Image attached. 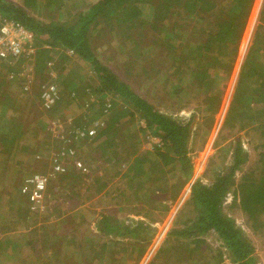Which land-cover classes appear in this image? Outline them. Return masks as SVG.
<instances>
[{
  "label": "trees",
  "instance_id": "1",
  "mask_svg": "<svg viewBox=\"0 0 264 264\" xmlns=\"http://www.w3.org/2000/svg\"><path fill=\"white\" fill-rule=\"evenodd\" d=\"M254 1L94 0L93 4H88L87 1L81 0L79 11L73 14L69 11L68 19L64 20V16L57 13L58 19L50 16L49 21H44L34 15V13L41 14V4L45 3L44 0H24L25 7L17 6L7 0H0V24L10 22L32 32L33 44L31 47L34 48L32 55L22 53L18 57L0 58V67L3 71L0 73V118L2 119L0 123V156L4 154L13 155L16 148H21V154L22 150L25 152L28 147L22 146L21 140L25 136L27 137L26 133L31 130V127L27 128L25 126L27 115L23 116L20 113L21 108L18 104V100L23 99L21 96H24V94L21 93L20 95L14 92L11 89V84L21 87L25 83L26 78L21 76L24 67H26V70L31 68L34 71L36 81L40 84L43 83L41 87L55 84L57 89L61 90L60 85L62 84L66 89L69 84L64 79L65 76L59 73L50 76L45 75L44 69L46 61H54L53 57L56 54L64 63V60L69 58L67 56L68 52L72 51L77 58L89 66L91 73L94 74V79L97 78V88L92 87L93 90H91L92 93L100 95L103 108H105V114L100 123L91 128L94 129L95 133L89 135V130H87V135L81 137L80 132L84 128L76 127L71 132L72 138L75 137L76 139L74 141L82 140L85 143L82 144V148L86 145L98 144L95 149L96 153L99 151V158H101L102 154L107 153V149L113 146L109 134L118 131L117 129L122 122L133 121L136 116L145 122L142 131L160 139V144L155 146L153 155L161 159H169L170 164H174L167 171L163 168L162 173L170 175L174 172L173 177H177V179L184 178L185 181L189 182L192 177L193 166L189 158L188 140L192 133L196 129L201 130L202 125L206 124L207 121H210L206 124L209 125L217 113L218 109L215 107L216 95L219 94L220 90L223 92L226 88ZM64 2L66 1L47 0L45 5L47 7L57 5L56 8L60 9ZM27 7L32 9L34 13L28 11ZM261 19L264 21V5ZM112 22H116L113 28ZM106 25H110L109 27L113 31L112 35L109 31L105 32L103 26ZM106 37L108 39L101 42ZM117 41L122 45L133 41L135 47L141 46V50L145 48L146 53L144 55L141 53L139 56L138 52L137 54L139 58L145 56V64L142 65V70L143 73L150 75L149 82L157 78L159 66H156V61H158L160 55H164L167 66L171 65L168 72V78L170 79L168 83L172 82L171 79L174 78L176 81V78L183 77V82L191 78L190 82L193 83H188L185 86L171 83L167 84L165 88L166 92H170L171 86L174 85L172 93H176L180 100L187 97L186 95L192 94L193 98H197L200 103L195 112L189 115L174 116L158 111L154 104L147 102L135 93L124 80H121L116 73L103 64L96 57L95 50L98 47L108 48L112 42ZM119 43L117 42V44ZM263 49L264 29L262 33H257V38H255L253 47L245 60L224 121V128H228L231 132H234L237 128L239 130V128L250 127L248 135L252 141L264 139ZM128 58L131 59V62L135 61L132 55ZM57 63V67H63L59 65V61ZM173 66L175 68L172 70ZM180 66L184 68L183 71L179 70ZM10 77L13 78L10 79ZM69 77V82H71L72 76ZM50 80L54 83H49ZM218 88V93H216ZM29 89L26 85L21 87V92L27 93ZM72 89L59 91V99L56 100L54 107L50 110L42 107L41 110L43 112L60 110L66 100L69 103L70 101L74 103L73 98L75 95H73V92H76ZM40 95L39 92L38 97ZM106 95H109L111 99L108 100V97H104ZM66 96L68 97L66 98ZM24 98L26 97L24 96ZM122 102L124 105H119L120 108H118L117 104ZM108 104L111 106L107 108ZM89 106L84 107L88 109ZM258 106H261V108L257 111L255 107L258 108ZM114 107H117L118 110L112 112ZM8 112H10L12 118L9 117L3 121ZM107 114L109 115L107 116ZM199 114L201 115L200 121L198 119ZM208 115L211 117L208 118ZM105 116H107V120ZM205 117L208 119L204 120ZM64 119L62 120L63 123ZM80 119L72 120L71 126L79 123ZM69 124H65V127L70 128ZM232 138V144H235L233 147L232 144L228 146L232 158L231 165L224 168L220 167L218 172L211 176L210 183L197 180L191 185L189 198L185 202V205H189V208L184 205V209L182 207L183 211L181 209L177 215L176 224L179 227L172 231L173 242L184 241L187 246L200 248L204 245V240L201 237L213 232L218 236V240L226 250V252L225 250L217 251L219 259L223 258L225 253H228L232 264H259L254 256L255 249L250 239L245 236L243 230L235 221L225 214L224 202L228 193L231 192L233 202L238 200V207L247 220L250 223L252 222L251 227L255 230L257 225H260L263 220L261 217L264 216V153L261 154V167L247 171L238 180L235 175L247 163L249 155L242 147V136L233 134ZM260 143L264 149V142ZM252 144L254 145V142ZM109 153L110 151H108ZM116 154H113L114 157H116ZM145 156L146 154L143 153V156L126 159V161L129 160V172L121 178H126L130 173L133 174L134 178H137L138 174L146 176L143 167L144 164H147L145 163L146 160L150 161ZM104 162L106 163V161ZM109 167L106 169L107 174L101 177L103 183H99L97 178L90 182L100 190V193L104 190L105 185L109 183L104 177L108 178L111 174H114V177L119 176V171L114 166ZM31 178V176L24 178L21 188L27 187ZM78 178L79 176L75 173V170L69 169L58 180L64 184L66 180L75 179L71 182L76 181L78 183ZM108 180L111 179L108 178ZM51 181L52 178L49 180V184ZM180 181L182 183V180L170 183L169 178L165 176L162 181V188H160L164 192L163 195L169 193V189L171 195L174 191L173 196L177 195L178 187L176 186H179ZM98 184H101V186ZM67 185H71V183ZM74 185L75 182L72 186H69V189L75 188ZM50 187L51 193H54V189L57 187H52V185ZM110 189L115 192L114 195L120 193L118 187L113 189L111 186ZM87 190V192H90V188H87ZM147 190L149 189L142 191L143 194L140 196V200L143 199L144 195L147 197L145 200L147 204L153 202L158 206L166 201L163 196L157 195L156 191L148 192ZM120 196H125L123 191ZM28 212L29 210L25 211L26 214ZM27 218L29 219V215H27ZM133 221L131 225L134 228L130 230L126 226L124 228L126 233L118 226V220L116 221L113 217L105 214L97 215L94 224L100 233L109 234L114 231L119 235H129L133 239H137L147 232V226L142 222ZM83 222L88 223L85 220ZM4 245L0 240L1 248H5ZM137 245L141 244L137 243ZM142 245L121 248L123 252L131 249L136 255L137 253L142 254L144 250ZM90 246H94V252L91 256L96 257L95 261L100 260L102 262L104 259L112 260L111 256L117 251H113L111 246L118 245L113 242L99 243L93 241ZM170 249L169 246L165 251L168 252ZM107 251L110 255H106ZM120 256L122 255H114L112 263H115L114 261L118 260ZM92 264H95V262Z\"/></svg>",
  "mask_w": 264,
  "mask_h": 264
},
{
  "label": "rangeland",
  "instance_id": "2",
  "mask_svg": "<svg viewBox=\"0 0 264 264\" xmlns=\"http://www.w3.org/2000/svg\"><path fill=\"white\" fill-rule=\"evenodd\" d=\"M7 1L25 7L24 0ZM44 1L45 3L41 4V14L39 15L34 13L32 9L28 7L27 9L34 13L38 19L49 21L50 16L56 19L57 13L62 14L64 20L68 19L69 11L72 14L79 11L81 0H69L68 7L60 9L56 8L57 5L47 7L45 5L47 0ZM85 1L88 4L94 2V0ZM254 5L250 10L238 48L236 62L226 88L223 92L220 90L219 94L216 95L215 107L218 109L217 113L209 125H206L210 122L207 121L206 124L202 125L201 130L196 129L188 140L189 158L193 166L192 177L189 182L185 181L184 178L177 179V177H173L174 172L170 175L162 173L163 168L167 171L174 164H170L169 159H161L153 155L155 146L160 144V139L142 131L145 122L136 116L133 121L122 122L117 129L118 131L109 134V139L113 142V146L107 149L110 151L109 154L108 151L107 153L104 152L103 157L99 158V151L96 153L95 149L98 144L86 145L82 148V144L85 143L82 140L74 141L76 139L75 137L72 138L71 132L79 127L84 128L82 132L85 131V135H87L86 131L94 125H98L105 114L100 95L92 93V87L97 88L98 80L97 78L94 79V74L91 73L86 63L81 59L79 61L74 60L76 58L74 54L68 53L69 58L64 60V63L58 58L57 54V58L53 57L54 61H46L49 73L53 75L59 73L65 76L64 79L69 86L66 89L63 87V90L74 89L76 92H73V95H75L73 98L74 103L71 101L69 103L66 100L60 110L43 112L41 110L43 106H39L37 99H28L27 97L26 99L21 96L23 99L18 100L19 108H21L20 113L23 116L27 115L25 126L27 128L31 127V130L26 133L27 137L25 136L21 140V145L28 147L25 152L22 150L21 154V148H16L13 155L4 154L0 156V240L5 244V248L0 246V264H92L93 262L95 264H232L228 253H225L221 259L217 257V251H224L225 249L218 240V236L213 232L201 237L204 240V245L198 248L187 246L184 241L173 242L172 231L179 227L176 224L177 215L189 198L190 188L194 181L200 180L210 183L211 176L217 173L220 167L224 168L231 165L232 158L228 146L232 144L233 134L242 136V147L249 155L247 163L235 175V178L239 180L247 171L262 165L260 159L264 149L260 142H264V139L252 141L248 135L250 127L239 128V130L237 128L234 132L224 128V121L242 67L253 47L255 38H257V33H262L264 29V21L261 19L263 4L261 3L259 6L257 2ZM257 6H259L258 9H256ZM111 25L113 28L116 22H112ZM109 26L106 25L103 28H105V32L109 31L112 35L113 31ZM107 39L108 37L102 39L101 42ZM117 42L119 43V41ZM117 42H112L108 48L98 47L95 50L96 57L116 73L121 80H124L135 93L147 102L154 104L158 111L181 116L192 114L200 106L199 100L193 98L192 94H188L187 97L180 100L176 93H172L174 85L185 86L193 82H190L191 78L183 82V77H180L179 79L176 78V81L175 78L171 79L175 82L168 83L170 80L168 72L171 65L167 66L164 55L158 56L159 59L156 61V66H159L156 80L149 82L150 75L143 73L142 70V65L145 64V56L139 58L141 53L143 55L146 53L145 48L141 50V46L135 47L133 41L126 43V45L117 44ZM130 55L134 56L135 61L131 62V59L128 58ZM71 58L73 62H71ZM58 61L59 65L63 67H57ZM54 64L56 65L54 66ZM174 68L175 66L172 70ZM180 69L181 71L184 70L181 66ZM33 76L34 71L32 73L31 68L26 70V67H24L21 77L27 79L25 83L30 85V88H32ZM69 76H72L71 82H69ZM171 83L174 85L171 86L170 92H166L165 86ZM24 84L23 86H25ZM14 87L16 86L13 85V89H11L18 93L19 90ZM218 90L219 88L216 93H218ZM104 97H108V100L111 99L109 95ZM87 105H90L88 109L84 107ZM117 105L124 104L122 102ZM118 108L114 107L112 112L117 111ZM260 108L261 106L255 107V110L258 111ZM107 116H105L106 120ZM9 117L12 118L10 112L6 113V118L3 121ZM68 117L70 119L67 122ZM209 117L211 116L208 115ZM78 118H81L79 123L71 126L72 120ZM208 118L205 117L204 120ZM198 119L201 120L200 114ZM59 120L62 121V124H59ZM1 122L2 119L0 118ZM67 123H70V128L65 127ZM251 141L254 142V145ZM234 144H232V147ZM30 145L31 147H29ZM112 153H117L118 156L116 154V157H114L115 155ZM143 153L150 161L146 160L145 163L147 164H144L143 167L146 176L138 174V177L134 178L133 174L130 173L126 178H121L129 172V160L126 161V159L143 156ZM109 166H114L119 171V176L114 177V174H111V176H108L111 180L104 177L109 183L105 185L104 190L100 193V190L90 182L97 178L99 183H103L101 177L107 174L106 169L110 168ZM57 168L58 171L55 170ZM69 169H74L79 176L78 183L74 181L75 185L73 187H76L70 189L69 186L74 183L71 181L75 179L66 180L64 184L58 180ZM63 170L64 172H62ZM43 172L51 174L52 176H49L52 181L47 184L45 191L37 201L39 197H31L32 192H30L29 187L21 188V186L24 178L44 175ZM165 176L169 178L170 183L182 180V183L180 181L179 186H176L178 187L177 195L173 196L175 191L171 195L170 189L169 193L163 195L164 192L160 188H162V181ZM68 183H71V185H67ZM143 184L145 185L142 186ZM51 185L57 187L54 189V193L50 191ZM98 185L101 186V184ZM111 186L113 189L118 187L120 193L123 191L125 196H120V193L114 195L115 192L110 189ZM87 188H90V192H87ZM146 189L150 190H147L148 192L156 191L157 195L163 196L166 201L162 204L158 203V206L153 202L147 204L145 201L147 197L144 195L143 199L140 200L139 198L143 194L142 191ZM238 205V200L233 202L230 192L224 202V212L235 221L243 230L245 236L250 239L255 249L254 256L259 264H264V216L261 217L263 220L260 225H257V230H254L251 227L252 222L250 223L247 220ZM28 210L29 212L26 214L25 211ZM100 214L118 220V226L123 229L124 233H126L124 230L126 226L130 230L134 228L131 225L133 220L145 224L147 232L137 239H133L129 235L123 236L121 234V236L114 231L109 234L100 233L94 224L95 218ZM27 215H29V219ZM83 220L88 223L83 222ZM93 241L116 243L118 246H111V248L113 251L120 253L116 252L114 255L122 256L114 261L115 263H112L114 255L111 256L112 260L95 261L96 257L91 256L94 252V246H90V243ZM137 243L143 244L142 254L137 253L134 255L131 249L122 251L121 247L141 246ZM169 246L171 249L166 252L165 249ZM106 255H110L108 251Z\"/></svg>",
  "mask_w": 264,
  "mask_h": 264
},
{
  "label": "built area",
  "instance_id": "3",
  "mask_svg": "<svg viewBox=\"0 0 264 264\" xmlns=\"http://www.w3.org/2000/svg\"><path fill=\"white\" fill-rule=\"evenodd\" d=\"M33 44V33L25 30L22 26L18 24H13L10 22H5V24H0V58L7 59L9 56L18 57L20 54L24 53L27 55H32L34 53V48L31 47ZM70 54H74L69 51ZM3 72L0 68V73ZM13 77H10V79ZM43 108L50 110L56 104V100L59 99V91L55 84L44 85L41 90L40 95ZM108 107L111 105L108 104ZM89 135L95 133L94 129L88 131ZM80 136H86L85 131L80 132ZM79 164V163H78ZM80 167V165H79ZM58 171V168L55 169ZM64 172V170L62 171ZM51 174L35 175L29 182L28 186L30 192H32L31 197H39L45 191L49 180L51 179Z\"/></svg>",
  "mask_w": 264,
  "mask_h": 264
},
{
  "label": "crops",
  "instance_id": "4",
  "mask_svg": "<svg viewBox=\"0 0 264 264\" xmlns=\"http://www.w3.org/2000/svg\"><path fill=\"white\" fill-rule=\"evenodd\" d=\"M63 1V0H62ZM66 2H64V4L62 5V7L61 8H67L68 7V5H69V0H65ZM260 1H261V3L264 5V0H255L254 1V3L256 4L257 2H258V5L260 6L261 5V3H260ZM254 3H253V5H254ZM255 6V5H254ZM259 6H257L256 7V9H258L259 8ZM260 12H261V10H260ZM262 14V13H261ZM259 16H260V14H259ZM69 53V52H68ZM68 55V54H67ZM55 58H57V56L55 55L54 56ZM73 59L75 58V57H72ZM71 58V59H72ZM73 59H72V62H73ZM74 60H76V61H79V58H75ZM55 65V64H54ZM1 68V67H0ZM47 66L45 67V75H53V74H51V73H49L48 71H47ZM32 73H33V71H32ZM35 77H36V74H34V76L32 77V82H31V84H32V88H30L31 86L30 85H27L26 83L24 84L25 86L27 85V88H30L29 89V91L27 92V93H23V92H21V87H25V86H21V87H19V86H16L17 87V89L19 90V94L21 95V93L22 94H24V96L25 97H27L28 99L29 98H31V99H37V101H38V104H39V106L40 107H42V101H41V98H39L38 97V94H39V92L41 93V86H42V84H40L38 81H36L35 80ZM27 81V79L24 81V82H26ZM49 83H53L51 80L49 81ZM15 86V85H14ZM61 86V85H60ZM11 87H12V89H13V85H11ZM62 87V89L60 90V92L63 90V85L61 86ZM18 90H16V91H18ZM17 95V94H16ZM23 96V97H24ZM26 98V99H27ZM36 105V104H35ZM35 105H33V106H35ZM36 106H38V105H36ZM60 121V120H59ZM67 122H68V119H67ZM59 124H62V121H60V123ZM169 228H170V226H169Z\"/></svg>",
  "mask_w": 264,
  "mask_h": 264
},
{
  "label": "bare ground",
  "instance_id": "5",
  "mask_svg": "<svg viewBox=\"0 0 264 264\" xmlns=\"http://www.w3.org/2000/svg\"><path fill=\"white\" fill-rule=\"evenodd\" d=\"M72 72V71H71ZM56 75V74H55ZM58 77V76H57ZM55 79V78H54ZM54 83V82H53Z\"/></svg>",
  "mask_w": 264,
  "mask_h": 264
}]
</instances>
